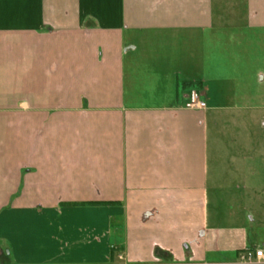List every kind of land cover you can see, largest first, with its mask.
<instances>
[{"label": "crops", "instance_id": "1", "mask_svg": "<svg viewBox=\"0 0 264 264\" xmlns=\"http://www.w3.org/2000/svg\"><path fill=\"white\" fill-rule=\"evenodd\" d=\"M254 247L264 0H0V264Z\"/></svg>", "mask_w": 264, "mask_h": 264}, {"label": "built area", "instance_id": "2", "mask_svg": "<svg viewBox=\"0 0 264 264\" xmlns=\"http://www.w3.org/2000/svg\"><path fill=\"white\" fill-rule=\"evenodd\" d=\"M189 107L205 109L206 103L199 91H192L189 96ZM234 264H264V250L260 247L247 248L241 251Z\"/></svg>", "mask_w": 264, "mask_h": 264}, {"label": "rangeland", "instance_id": "3", "mask_svg": "<svg viewBox=\"0 0 264 264\" xmlns=\"http://www.w3.org/2000/svg\"><path fill=\"white\" fill-rule=\"evenodd\" d=\"M251 144V143H250ZM123 261V260H122ZM121 263H124V261L123 262H121Z\"/></svg>", "mask_w": 264, "mask_h": 264}, {"label": "trees", "instance_id": "4", "mask_svg": "<svg viewBox=\"0 0 264 264\" xmlns=\"http://www.w3.org/2000/svg\"><path fill=\"white\" fill-rule=\"evenodd\" d=\"M89 205H94V204H89Z\"/></svg>", "mask_w": 264, "mask_h": 264}]
</instances>
